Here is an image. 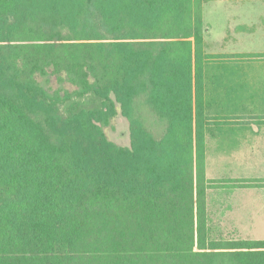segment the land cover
Wrapping results in <instances>:
<instances>
[{"label": "trees", "instance_id": "16d2710c", "mask_svg": "<svg viewBox=\"0 0 264 264\" xmlns=\"http://www.w3.org/2000/svg\"><path fill=\"white\" fill-rule=\"evenodd\" d=\"M206 1L0 0V264H225L183 238L209 184ZM49 73L80 89L48 94ZM145 89L161 139L134 115ZM114 103L130 148L100 125ZM237 249L264 264V241Z\"/></svg>", "mask_w": 264, "mask_h": 264}, {"label": "crops", "instance_id": "0c3cea01", "mask_svg": "<svg viewBox=\"0 0 264 264\" xmlns=\"http://www.w3.org/2000/svg\"><path fill=\"white\" fill-rule=\"evenodd\" d=\"M209 1L238 4L256 0H207L205 3ZM223 19L225 25L221 37L213 40L205 38L209 49L205 51L207 54L243 56L264 53L254 50L255 44H260L258 49L264 50V10L258 16L248 11H229ZM211 30L210 22L205 21L204 37ZM214 59L210 58L205 63L204 97L207 96L206 85L222 97H247L252 92L264 97V74L243 71L214 76V72H207L210 62L222 65L232 63L237 58L225 57L218 60L219 63ZM210 83L218 84L211 86ZM212 125L205 132V145L209 146L205 157L207 179L264 178V123L223 122ZM249 195L253 198H249ZM205 199L203 209L195 215L194 235L183 237L194 242L193 251L198 252L199 247H202L207 253H212L209 260L217 262L224 259L225 264H230V255L236 254L237 257L239 254V242L264 241V238L253 236V227L264 224V185L207 186ZM199 220L200 233L197 227ZM190 255L188 258L185 256L184 264H195V257L191 252Z\"/></svg>", "mask_w": 264, "mask_h": 264}, {"label": "rangeland", "instance_id": "374dc122", "mask_svg": "<svg viewBox=\"0 0 264 264\" xmlns=\"http://www.w3.org/2000/svg\"><path fill=\"white\" fill-rule=\"evenodd\" d=\"M264 10V2L262 0L254 1H243L241 3H224L217 1H209L203 3L202 13L204 15V22H210L212 30L210 34L204 37V52L209 50L205 44V38L218 39L221 37V32L224 30V16L229 11H248L251 15L258 16L261 11ZM247 13V12H246ZM257 51H264L258 49L260 44L254 45ZM264 47V46H263ZM206 49V50H205ZM251 50V49H250ZM206 53V52H205ZM212 55V54H210ZM217 55L214 61L221 60L225 57L237 58L232 63L225 64H212L209 63L207 72H214L212 75H221L223 73H234L243 72L249 74H264V53L256 54H244L243 56L238 55H227V54H213ZM213 59V58H212ZM256 60V61H255ZM240 61H246L242 63ZM207 66L204 67L206 71ZM241 70V71H239ZM216 71V72H215ZM63 78H66L63 75ZM41 87L50 95L55 94L56 91L61 93L63 97L66 91L79 90V86H75L66 80H60L56 75L49 73L45 76H40L38 79ZM218 83H210V85H216ZM207 96H203V107H204V131L212 127L214 123L223 122H248V123H264V97L260 96L256 92L247 94V97L241 96L239 98H228L222 97L218 93H213L210 87L206 85ZM94 91H89L82 98L87 100L86 102L90 105L91 99L93 98ZM148 89L141 92L133 102L134 115L139 117L144 125L149 129L157 139L164 137L168 126L167 120H161L154 112V108L148 101ZM76 99H80L79 96H74ZM73 97V99H74ZM114 99V98H113ZM97 104H94L95 107ZM98 107H100L98 105ZM195 110V109H194ZM100 125L106 135V137L121 147H131V121L128 117L123 115L120 104L114 103V114L107 116L105 120H101ZM205 145V151L209 149V146ZM208 180V186H219V185H264V178H248V179H234V180ZM262 196V195H261ZM249 198L253 196L249 195ZM253 231V236L257 238H264V224H257Z\"/></svg>", "mask_w": 264, "mask_h": 264}]
</instances>
